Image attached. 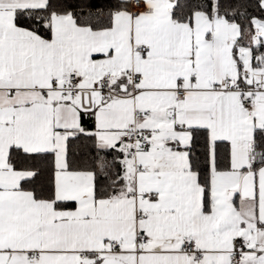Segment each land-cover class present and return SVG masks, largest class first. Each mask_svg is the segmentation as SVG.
<instances>
[{"label":"snow or ice","instance_id":"1","mask_svg":"<svg viewBox=\"0 0 264 264\" xmlns=\"http://www.w3.org/2000/svg\"><path fill=\"white\" fill-rule=\"evenodd\" d=\"M0 264H264V0H0Z\"/></svg>","mask_w":264,"mask_h":264}]
</instances>
